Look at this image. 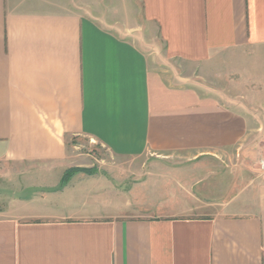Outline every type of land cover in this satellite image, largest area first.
I'll use <instances>...</instances> for the list:
<instances>
[{"label":"crops","instance_id":"crops-1","mask_svg":"<svg viewBox=\"0 0 264 264\" xmlns=\"http://www.w3.org/2000/svg\"><path fill=\"white\" fill-rule=\"evenodd\" d=\"M133 1L121 28L0 0V264H264V171L211 166L264 122L165 75L264 51V0Z\"/></svg>","mask_w":264,"mask_h":264},{"label":"rangeland","instance_id":"rangeland-1","mask_svg":"<svg viewBox=\"0 0 264 264\" xmlns=\"http://www.w3.org/2000/svg\"><path fill=\"white\" fill-rule=\"evenodd\" d=\"M69 1L74 9L86 14L99 24L121 28L135 25L134 15L138 8L136 1ZM165 75L166 82L170 84L190 86L200 93L210 95L221 103L255 117L258 123L264 122V51H245L221 55L215 62L203 67L165 61ZM256 150V152L245 151L238 155H230L228 161L211 163V166L215 168L218 164L219 169L222 170L235 169L240 166L245 169L264 171L261 166V162L264 161V153H261L258 146ZM103 159L105 163H102L100 159L99 164V170L103 175L110 178L111 172L115 170L116 175L126 177L125 171L127 172L129 169L126 162L105 156ZM97 169L93 168L94 171ZM115 174L113 173V176ZM125 180H127L126 184L133 183V179L125 178ZM2 182L0 180V197L10 193L8 190L6 191ZM148 189L150 191V188Z\"/></svg>","mask_w":264,"mask_h":264},{"label":"trees","instance_id":"trees-1","mask_svg":"<svg viewBox=\"0 0 264 264\" xmlns=\"http://www.w3.org/2000/svg\"><path fill=\"white\" fill-rule=\"evenodd\" d=\"M78 172H85L87 174H94V170L93 169H79V168L69 169V170H67L65 172V174L63 176L60 188H63L64 186H66L68 181Z\"/></svg>","mask_w":264,"mask_h":264},{"label":"built area","instance_id":"built-area-1","mask_svg":"<svg viewBox=\"0 0 264 264\" xmlns=\"http://www.w3.org/2000/svg\"><path fill=\"white\" fill-rule=\"evenodd\" d=\"M262 169H264V161L261 162Z\"/></svg>","mask_w":264,"mask_h":264}]
</instances>
